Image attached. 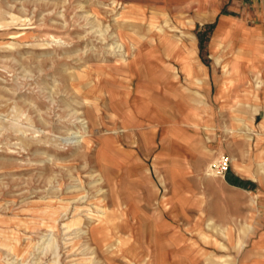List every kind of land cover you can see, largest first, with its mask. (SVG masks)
Returning <instances> with one entry per match:
<instances>
[{
	"label": "rangeland",
	"instance_id": "rangeland-1",
	"mask_svg": "<svg viewBox=\"0 0 264 264\" xmlns=\"http://www.w3.org/2000/svg\"><path fill=\"white\" fill-rule=\"evenodd\" d=\"M203 2L207 3L0 0V264H104L106 248L100 245L111 234L106 230L98 232L102 225L88 223V213L99 204L113 209L118 200L123 210L125 206L129 209H125L124 218L114 213L106 215L113 232L120 229L126 234L130 226L125 222L133 223L127 217L137 218L139 223L132 224L133 234L139 237L136 242L141 249L151 250L147 257L138 254L136 264H155L156 236L169 241L187 236L197 239L198 234H207L211 238L208 242L197 241L213 254L210 263L217 262L218 256H223L220 260L224 254L229 256L230 248L237 251L240 243L247 250V262L253 258V242L264 230V208L258 206L262 194L237 189L230 192L222 184L224 174L211 175L206 171L220 156L228 158L230 168L233 156L223 150L229 139L251 158L255 122L248 118L244 123L249 126L242 130L231 124L236 135L248 138L245 145L239 144V135H226L229 130L223 125L222 114L218 115L219 120L215 119L217 126L213 130L201 132V154L208 159L200 177H190L185 182L194 184L195 191L187 192L178 216L177 210L164 208L172 196V181L161 171L162 166L146 156L141 173L136 174L126 167H106L101 161L104 156L97 153L99 137L122 134V119L132 122L138 116L126 117L119 106L125 103L124 93L128 91L124 86L128 63L136 62L143 68L149 58L145 45L140 49H134L133 44L127 46V36L145 25H151V29H175L177 24L193 26L201 17ZM137 33L148 34L139 30ZM114 34L126 46L124 58L108 50ZM216 51V55H223L222 48ZM169 52L172 49L164 56L169 57ZM201 56L205 58V48ZM217 68L220 71L223 66ZM168 69L175 71L171 65ZM158 100L163 103L162 98ZM77 117L88 120L87 131H82ZM74 131L83 134L85 140L78 145L65 144L63 138ZM124 142L135 143L131 139ZM214 144L219 147L215 154L211 152ZM206 146L212 149L207 151ZM236 152L240 158V152ZM259 180L264 186V177ZM54 213L56 217L50 222ZM76 218L81 219L80 223H75ZM209 218L219 224L231 223L236 240L226 241L227 249L219 245L225 243L223 226L222 231L209 227ZM195 221L196 229L192 228ZM244 221L254 226L253 231L247 229ZM84 231L87 232L82 234ZM7 235L19 241L18 253L9 247ZM130 244L123 249H131L133 243ZM94 256L96 262L92 260ZM203 258L195 253L187 258L189 261L185 258L184 264H207ZM175 259L176 256H168V264H174ZM226 260L236 264V257ZM126 261L119 255L112 264H127Z\"/></svg>",
	"mask_w": 264,
	"mask_h": 264
},
{
	"label": "crops",
	"instance_id": "crops-1",
	"mask_svg": "<svg viewBox=\"0 0 264 264\" xmlns=\"http://www.w3.org/2000/svg\"><path fill=\"white\" fill-rule=\"evenodd\" d=\"M206 1L205 5L201 4V17L193 26L177 24L175 29L168 26L151 29V25H145L136 28L148 32L146 36L138 35V30L127 36L125 44H133L134 49L145 45V55L149 58L143 68L136 62L128 63L129 73L124 80L128 91L124 93L125 103L119 106L126 117L138 116L132 122L122 119V134H103L97 142L98 156H104L101 161L106 167H126L136 174L141 173L146 156L153 164L162 166L161 171L172 181V196L164 208L177 210V216L178 208L188 198L187 192L195 191L194 184L185 182L190 177H200L208 159L201 154V132L213 130L220 114L224 127L229 130L226 135L231 138L239 135L240 145L248 144V138L236 135L231 124L235 123L236 128L242 130L249 126L244 123L248 118L256 123L251 158L242 147H236L233 139L225 143L223 150L234 160L222 184L230 192L237 189L262 194L258 206L264 208V186L259 180L264 177V0ZM180 33L183 36L178 35ZM204 48L205 58L201 56ZM217 48L223 49L222 56L216 55ZM171 49L170 56L165 57ZM168 65L175 71L169 70ZM217 66H223L222 70ZM158 98H162L163 103ZM125 139L135 143L125 145ZM213 146L214 149L206 146V150L212 149L215 154L219 147ZM236 151L240 152V158L236 157ZM207 173H210L208 169ZM212 218L207 220L208 226H215L218 231L223 226L227 249L226 241L236 240L231 223L221 221L219 224ZM195 224L198 223L193 222L192 228L196 229ZM244 225L253 231L251 223L244 221ZM243 245L240 243L237 251L229 250V256L236 257V264H264V255H261L264 230L253 242L254 254L248 262ZM229 256L224 254V261Z\"/></svg>",
	"mask_w": 264,
	"mask_h": 264
},
{
	"label": "bare ground",
	"instance_id": "bare-ground-1",
	"mask_svg": "<svg viewBox=\"0 0 264 264\" xmlns=\"http://www.w3.org/2000/svg\"><path fill=\"white\" fill-rule=\"evenodd\" d=\"M108 50H110L112 53L116 52V53H119V54L123 55L122 58L127 56V51H126L125 44L122 41H120L118 35H115V34H114V40L108 45ZM75 119H76V117H75ZM77 122L80 123L82 131L85 132V131L88 130V126H89L88 125V120L85 117L84 118L83 117L82 118L81 117L80 118L77 117ZM63 139H64V143L65 144H74V145H78L82 140H85L84 135L83 134H77V131H74V132H71V133L69 132V135L66 136ZM208 172H210L212 174L214 173L216 175V173L214 171L210 170V169H209ZM99 175H102V174H99ZM99 179H101V177ZM99 190H100V188H99ZM101 202H102V200H101ZM116 202H117V200H116ZM118 203L119 204H117L115 206V208H113V209H111V208H109L107 206H104L103 204L96 205V210L95 211H90L89 210L90 212L88 213V215H89V222L88 223H93L94 222L95 224H97V226H101L102 225V227L98 230V232L101 233L102 231L106 230L107 232H109L111 234L110 237L103 238L102 239V243L100 245V246L106 248V251L103 252L104 256H105V258L103 260L104 264H112V259L115 256H119V255H122V257L125 260H127L126 261L127 264H136V262H134V260H136L137 258H140L141 255H143V257L150 256L151 255V250L149 251L147 248L141 249L140 248L141 245L139 246L138 243L136 242V240L139 237H137L138 234H136V233L133 234L134 233L133 232V230H134L133 226L134 225H132V224L133 223L134 224L139 223L137 218L127 217L130 220H132L133 223L131 224V223L125 222V224L130 226L128 230L126 229L127 230L126 234H124V232H122L120 229L117 230L116 232H113V229H112V226H111V220L108 219L106 217V215L108 213L109 214L114 213V214H119L120 215L119 217L124 218V217H126V216H124V214L126 213L125 209H129L127 206H125V209L123 210V208L121 207L122 203L119 200H118ZM131 205H132V203H131ZM54 215H55V213L52 214L50 222H52L53 218L56 217ZM80 220H81L80 218L74 219V221H76L75 223H80ZM125 228H127V227H125ZM135 231H136V229H135ZM217 231H218V229H217ZM219 231H221V230H219ZM86 232L87 231H84V233H82V234H85ZM219 234L221 235V232H219ZM91 235L92 236L95 235V232L91 231ZM5 239L6 240H10L9 242H11V243H8V245L11 248V250H13L14 252L18 253V249H19L18 242L19 241L17 239L10 238L9 235H7V237H5ZM197 239H200L204 243H206L211 238L207 234H198V238ZM197 239L193 238V237L189 238L187 236V238H182L181 237V238H176V239H169V241H167L168 239H165V238H160V237H157V236L154 237V241L156 243L155 244L156 246H154V247H156V249L154 250V253L155 254L157 253V255L154 256L155 264H168V262H167L168 261L167 260L168 256H170V258L176 256L174 264H184V262H186V260L189 261V259H187V258L189 256L194 255L195 253H197L201 258L204 257L203 259L206 260L207 264H229V262L224 261L225 260L224 258L222 260H220V258H222L223 256H218L217 257L218 258L217 262L210 263V260H211V257L213 256V254L212 255L209 254L208 251L206 250V248L203 245H201V243H199L197 241ZM165 242H168V243L166 244ZM130 243L131 244L133 243L132 244L133 247H131V249L128 248L127 246H126L127 249H123L124 245H127V244L129 245ZM224 244H221V243L219 244L221 249L225 248ZM92 248H94V247H92ZM93 252H95L94 249H93ZM185 258H186V260H185ZM92 260L94 262L97 261L95 256L93 257Z\"/></svg>",
	"mask_w": 264,
	"mask_h": 264
},
{
	"label": "built area",
	"instance_id": "built-area-1",
	"mask_svg": "<svg viewBox=\"0 0 264 264\" xmlns=\"http://www.w3.org/2000/svg\"><path fill=\"white\" fill-rule=\"evenodd\" d=\"M210 168L216 175L222 176L229 168V160L227 157L221 156L211 164Z\"/></svg>",
	"mask_w": 264,
	"mask_h": 264
}]
</instances>
